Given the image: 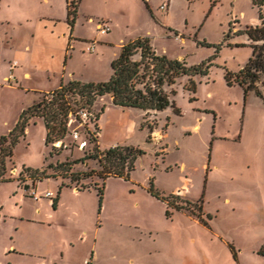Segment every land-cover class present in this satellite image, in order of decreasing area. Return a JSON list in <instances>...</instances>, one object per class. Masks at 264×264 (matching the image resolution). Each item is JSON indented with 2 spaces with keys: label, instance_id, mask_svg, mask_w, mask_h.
<instances>
[{
  "label": "rangeland",
  "instance_id": "rangeland-1",
  "mask_svg": "<svg viewBox=\"0 0 264 264\" xmlns=\"http://www.w3.org/2000/svg\"><path fill=\"white\" fill-rule=\"evenodd\" d=\"M49 3L0 0L5 14L29 19L9 26L17 45L23 46L28 31L38 28V15L63 17V0ZM260 12L264 15V4ZM98 22L108 24L106 34L98 32ZM57 24L49 46V76L31 67V76L18 73V80L10 65L19 62L3 46L5 26L0 24V136L12 129L22 109L51 92L33 89L54 87L60 74L67 80L106 81L120 46L138 37H148L156 52L169 58L187 65L204 61L209 68L206 75L192 77L193 92L186 88L189 77L176 79L171 100L179 114L172 108H119L109 95L97 97L90 107L99 115L95 125L67 121L69 130L76 128L90 140L82 150L68 135L46 148L42 118L29 120L12 156L4 158L0 264H264L258 254L264 243V72L256 83L262 97L253 91L244 97L240 86H228L224 78L251 56L243 31L261 24L259 7L252 0H80L73 35L81 39L68 44L63 68L68 31L62 20ZM91 42L95 49L88 52ZM28 54L20 55L26 64ZM115 144L144 152L128 180L102 181L96 176L97 162L86 160L71 170L92 175L57 194L59 183L67 184L68 178L38 180L22 171L42 168L51 146L56 151L47 162L55 163L77 160L95 145L106 149ZM150 179L164 196H180V206H186L183 200L200 199L201 217L153 197L147 191ZM93 183L103 187L101 203L94 188L79 189ZM56 196L53 208L50 199Z\"/></svg>",
  "mask_w": 264,
  "mask_h": 264
},
{
  "label": "trees",
  "instance_id": "trees-1",
  "mask_svg": "<svg viewBox=\"0 0 264 264\" xmlns=\"http://www.w3.org/2000/svg\"><path fill=\"white\" fill-rule=\"evenodd\" d=\"M66 2V22L70 33H72L80 0H66ZM252 3L259 7L261 24L246 27L243 31L250 41L251 56L237 72L227 71L224 78L228 86L232 84L240 86L244 97L250 91H253L256 96L262 97L256 83L259 75L264 72V15L260 12L264 0H252ZM259 42H261L260 45ZM207 63L203 61L200 64L187 65L184 60L169 58L156 52L148 37H138L123 43L117 55L110 61L111 74L106 81L82 82L72 79L61 82L59 87L49 92L44 100L32 103L20 111L12 129L6 135L0 136V182L4 181L2 178L5 171L4 158L12 156L14 145L19 138L24 137L27 124L32 118H42L46 130L44 144L47 148L50 143H54L62 136H70V130L67 127L69 114L80 108L91 111L90 107L96 98L104 95H109L111 103L119 108L137 109L144 112H161L167 108H172L175 114H179V109L171 100V96L175 93L173 85L176 79L179 76L189 77L186 88L193 92L195 84L192 77L206 75L209 68ZM98 116V114H93L90 123L95 125ZM81 140H85L84 136ZM91 140L96 142V137H91ZM88 141L90 142L89 139ZM55 151L56 148L51 146V150L47 152L48 155L45 157L46 163L42 168L23 167L22 171L30 178L38 180L42 177L68 178L67 184L59 183L57 194L63 187L76 186L81 178L86 179L92 175L89 173L74 174L71 169L73 164L77 162L84 163L86 160H95L100 166V171L96 172V176L102 181L109 177H120L128 180L134 169L135 160L144 153L139 148L129 145L115 144L106 149H100L95 145L90 152L85 153L77 160L69 161L66 159L63 162H47L48 157L51 158ZM47 169L52 170V173H46ZM90 188L96 190L98 201L101 203L103 187H97L96 183L79 186L81 190ZM147 191L153 197L164 200L168 207L176 210L185 209L190 215L201 217L202 201L200 199L196 201L183 200L186 206H180L177 204L179 199L182 200L180 196L173 194L164 196L155 189L151 179ZM57 200L58 196L51 199L53 208L56 207ZM165 213L167 217L171 214L168 210ZM258 254L264 256V243L259 248Z\"/></svg>",
  "mask_w": 264,
  "mask_h": 264
},
{
  "label": "crops",
  "instance_id": "crops-1",
  "mask_svg": "<svg viewBox=\"0 0 264 264\" xmlns=\"http://www.w3.org/2000/svg\"><path fill=\"white\" fill-rule=\"evenodd\" d=\"M39 1L42 3L44 2V4H46V5L50 4L49 0H39ZM66 4H67L66 0H63V4L61 5V9L63 10L64 15L62 18H60L57 15H53V14L38 15L36 17L38 28L36 30L31 29L28 31L29 38L25 41L23 46L16 44V41H15L14 37L12 36V33H10L11 31L9 32V26L17 27V26L25 25L29 21V19L28 18L14 17V16H10L8 14H5L3 12V8L0 6V24L5 26L4 38L2 40L4 43L3 46H7L8 49H10V51L12 52V54H13L12 56H14V55L16 56L13 59H17V61L19 62L13 68V75L16 79L18 78V75L20 73H21L22 77L29 78L31 76V74L29 72L31 67L37 68L40 70L43 69L45 71V73L47 74V76H49L48 67H49L50 61L53 59V54H52L53 52L50 51L49 46L51 45V41L54 38V36H53L54 33H57V32H55L56 26L58 25L57 23L60 22L61 20L63 22H65V27H66V30L68 31V36L65 38L63 50H62V52H63L62 68L65 66V64L67 62L68 44L71 42V40L81 39L80 37L73 35L74 28H73L72 33H70V29H69L68 24L66 22V12H67L66 11ZM96 27H97V25H96ZM41 35H44L43 37H45V38H42L41 42H40L39 38H41ZM5 37L8 38L9 42L5 40ZM23 52L29 53L27 64L25 62H22L20 59V55ZM0 70L1 71L3 70V66H1ZM4 75H3V78L5 77ZM69 80H72V79L67 80L64 77H62V75L60 74L59 79L57 80V83L55 84L54 87L46 88V89H33L32 91H34V90H51V91H53L54 89L59 87L61 82H66ZM27 92H28V90H27ZM52 193H53V191H52ZM12 247L14 250V246H12Z\"/></svg>",
  "mask_w": 264,
  "mask_h": 264
},
{
  "label": "built area",
  "instance_id": "built-area-1",
  "mask_svg": "<svg viewBox=\"0 0 264 264\" xmlns=\"http://www.w3.org/2000/svg\"><path fill=\"white\" fill-rule=\"evenodd\" d=\"M97 30L100 34H106L107 30H108V24L105 22H98L97 23ZM94 49H95V43L94 42L89 43L86 47V51H88V52L94 51ZM16 64H17L16 61L12 62L10 65V70H13V68L16 66ZM92 115L93 114L91 111H89L85 108H80L77 111H75L74 113L69 114L68 123H70L73 119H75V120H77L78 124L82 126L83 124L90 122ZM70 137L72 138L73 141L79 142L78 146H79V149H81V150L86 146L87 141H88L87 138H85V140H80L81 134L79 133V131L76 128L70 129ZM32 194H35V193L33 192ZM45 195L48 197L52 196L51 192H49V191L46 192ZM32 197L35 200L38 198L37 195H34Z\"/></svg>",
  "mask_w": 264,
  "mask_h": 264
}]
</instances>
